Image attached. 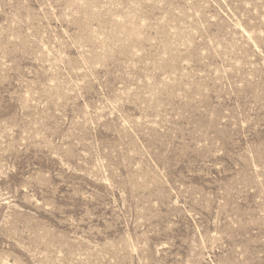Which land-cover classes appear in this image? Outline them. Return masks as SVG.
Wrapping results in <instances>:
<instances>
[{"label": "rangeland", "instance_id": "obj_1", "mask_svg": "<svg viewBox=\"0 0 264 264\" xmlns=\"http://www.w3.org/2000/svg\"><path fill=\"white\" fill-rule=\"evenodd\" d=\"M0 264H264V0H0Z\"/></svg>", "mask_w": 264, "mask_h": 264}]
</instances>
